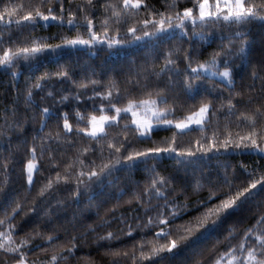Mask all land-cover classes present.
Returning <instances> with one entry per match:
<instances>
[{
	"label": "snow or ice",
	"instance_id": "obj_1",
	"mask_svg": "<svg viewBox=\"0 0 264 264\" xmlns=\"http://www.w3.org/2000/svg\"><path fill=\"white\" fill-rule=\"evenodd\" d=\"M65 2L71 0H39L27 5L0 0V66L16 69L66 49H106L112 55L138 47L147 49V57L140 65L133 60L122 79L113 77L107 83L87 76L76 80L70 69L58 66L55 72L42 74L35 84L26 85L23 112L19 97L11 108H4L0 136L20 129L23 135L18 137V145L29 144L28 121L39 117L40 127L23 157H17L9 136L0 172L8 180L20 164L28 192L39 184L30 201L33 207L27 211L42 212L44 227L20 235L17 221L25 214L27 197L14 196L0 205V264H70L78 237L62 242L57 225H67V232L79 221L75 214L71 220L60 215L66 203L56 197L66 193L78 202L92 185L115 186L118 173L141 166L147 179L142 191L132 193L137 202L131 217L135 228L124 214H113L100 225H80L85 233H95L97 227L111 228L112 223L126 226L127 231L121 228L120 234L131 237L139 233L131 241V251L127 244L112 247L111 241L119 238L117 233L97 235L98 240L109 242L104 246L106 252L121 256L112 264H177V258L178 264H264V168L249 170L241 162L242 171L237 172L235 165L219 162L221 156L236 152L264 159V66L254 69L251 82L240 90L236 84L237 77L243 80L244 70L251 65L250 26L264 28V0H189L184 6L180 0H164L162 8L149 0H102L98 26L93 0L75 9H65ZM52 22L67 31L47 37L32 35ZM24 30L28 36L21 40ZM217 38L221 44L207 53V59H201ZM226 39L227 45L223 44ZM233 39L241 41L235 51ZM54 76L60 78L58 83L76 84L84 91H57L49 86L39 101L34 99L32 88L43 91L41 79ZM49 98L51 103H45ZM49 122L55 123V134L41 135ZM157 130L170 131L171 136L155 140L152 133ZM193 132L200 136L183 143ZM72 150L74 155L62 159ZM88 153L92 156L85 159ZM213 158L218 161L215 166L205 164ZM162 159L174 160L178 171L193 177L191 183L183 179L179 184L183 201L176 197L177 178L158 171ZM3 188L0 183V191ZM205 188L207 196L188 202L190 192ZM249 220L252 222L247 223ZM37 237L47 247L34 244ZM34 249L50 251V258L30 259Z\"/></svg>",
	"mask_w": 264,
	"mask_h": 264
},
{
	"label": "trees",
	"instance_id": "obj_2",
	"mask_svg": "<svg viewBox=\"0 0 264 264\" xmlns=\"http://www.w3.org/2000/svg\"><path fill=\"white\" fill-rule=\"evenodd\" d=\"M16 2L21 4L29 3H38L39 0H16ZM87 0H71L70 3L65 2V9L71 7L76 8L77 5L85 4ZM150 3L154 4L157 8H162L164 6V0H149ZM189 0H180L181 6L188 4ZM93 3L97 5L94 9L97 15L96 24L99 25V19L102 17L103 9L99 6L102 3V0H93ZM66 29L58 28L56 22L46 28H38L32 35L34 36H54L62 35L66 32ZM74 35L75 33H69ZM13 35H17L15 25H13ZM28 36L27 30H24L20 39L23 40ZM5 39H7V33H5ZM55 42V41H53ZM229 41L226 39L223 41V44L227 45ZM241 41L233 39L231 44L233 45V50L235 51ZM221 44V41L217 38L213 41L210 46L206 47L205 56L201 59H207V53H210L217 45ZM248 44V59L251 62L249 68L244 70V78L241 80L237 77L236 84L237 90H240L242 85H247L251 82V76L253 70L259 71L261 66H264V28L258 25L250 26V32L247 37ZM172 46H175V42ZM186 47V45H185ZM94 52V54H93ZM147 57V49L130 47L119 53H114L109 55V51L106 49L100 50H64L59 55H51L42 58L40 61L31 63V64H21L20 67L16 69H4L0 66V127L3 126L4 121V108H11V102L17 97L20 98L19 106L20 111H24L23 97L26 94V85L35 84L37 78H41L42 74L55 72L58 66H65L71 70L74 78L76 80H81L85 76L94 78L98 81H103L107 83L111 78L115 77L117 79L123 78V73L126 71L130 63L134 60L136 65H140L145 62ZM159 63H162L159 62ZM235 63L239 65L241 61L239 58L235 59ZM149 66L150 59H149ZM157 65V70H158ZM15 72L16 75L13 76L12 73ZM94 74V75H93ZM59 77H52L48 79L44 77L41 79V83L45 85L43 91L32 88L34 93V99L37 101L40 100V97L45 95L46 92L50 90L49 86H54L57 91L61 88L71 89L72 91H84L82 88H78L76 84H71L68 82L58 83ZM211 86V85H209ZM92 85L88 84L87 88L91 89ZM220 89H218L219 91ZM224 95L227 96V91L224 92ZM188 104L194 103L193 101H186ZM45 103H51V99H47ZM196 105L198 106L199 101L197 100ZM31 112L29 111V115ZM178 115L180 113H177ZM10 119V114H9ZM223 122H221L222 124ZM39 117L35 121H28L27 124V136L29 140L28 145L17 144L18 137L23 135L22 130L17 129L15 132L7 133L6 135L0 136V141H2V149H0V160L7 155V149L9 147V136L11 137V147L15 150L17 157H23L24 152L31 146V138L35 134V130L39 129ZM51 132L53 135L56 132V126L54 122H49V127L44 130V133L41 135H46ZM153 139L160 140L164 137L171 136L170 131L157 130L152 133ZM200 136V133L193 132L190 136L183 138V143H187L189 140H195ZM39 142V141H38ZM145 146V145H138ZM150 146V145H149ZM223 151V150H221ZM75 154V150H72L68 153L67 156L62 157V159H68L70 156ZM92 156V153H88L85 156V159ZM99 162V161H97ZM219 162H228L232 165H235L237 172L242 171L239 167L240 163L243 162L248 166V169L260 167L264 168V159H260L254 154L249 153H240L236 152L228 156H221ZM218 161L213 158L210 161H206V165L215 166ZM45 168L47 169V157L44 160ZM9 167H12L11 163ZM21 165L17 164L15 166V171L9 174L8 180L5 179L4 173L0 172V183L4 184V188L0 191V205L7 203L14 196H20L22 199L27 197L28 202L25 203V214L18 218L17 223L21 225L19 230L20 235L23 236L26 232H30L33 228H36L37 231H40L44 227L41 217L43 216L42 212H28L27 209L33 207L30 203L33 197L36 196V191L39 187V184L35 185L32 192L29 193L27 190V184L24 180L21 173ZM179 166L172 159H162L158 162V171L165 176L176 177L177 178V199L183 201L184 196L179 190V184L183 179H186L188 183L192 182L193 177L191 175L185 176L184 171L181 169L178 171ZM120 180L119 183L115 186L111 184L104 185H92L91 189L83 196L80 197L78 202L74 201V198L71 195L66 193L59 194L56 198L65 200L66 207H64L60 215H67L68 219L71 220L73 214H75L76 219L79 221L75 228H68V231L65 232L64 227L58 228V235L62 238V242H66L68 237L77 236L76 241L77 247L74 249V255L71 258L70 264H112L114 260H120L121 256L115 255L110 252H106L105 247L109 242L106 240H98L97 235L103 236L107 231H112L117 233L119 236L118 239L112 240V247H119L121 245H129V251H131V241L137 239L139 233L134 232L132 236H127L119 233V229L123 228L124 232L127 231V228L123 224L112 223L111 228L97 227L96 232H87L85 233V228L80 225H100L103 220L109 219L115 214L119 217L121 214H124L129 218L130 223L133 228H135V221L131 220V217L135 214L134 209L137 207V202L134 199L132 193L134 190H143L144 182L147 179L146 174L143 170V167L133 169L131 171H122L118 173ZM137 182H140L139 188H137ZM64 185L61 184V187ZM71 186H74L72 182ZM123 192L124 195L121 196L120 193ZM208 190L205 188L199 193L190 192L188 195V202H195L198 198L207 196ZM89 197H93L91 200ZM259 199V198H257ZM119 200V203H118ZM131 200V203L129 201ZM55 206V205H54ZM143 215L142 213H140ZM40 221V226L37 227V222ZM249 220L247 223H251ZM34 244H42L47 247L45 241L39 237L35 238L33 241ZM213 241L209 240L208 244L211 245ZM51 252H40L37 249H34V254L30 256V259L46 261L50 258ZM6 259V258H5ZM180 258H177V264ZM131 264V261L128 262Z\"/></svg>",
	"mask_w": 264,
	"mask_h": 264
}]
</instances>
